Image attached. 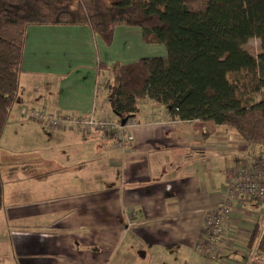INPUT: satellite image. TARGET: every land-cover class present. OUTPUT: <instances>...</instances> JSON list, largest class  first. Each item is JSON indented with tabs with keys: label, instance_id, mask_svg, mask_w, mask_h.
<instances>
[{
	"label": "crops",
	"instance_id": "1",
	"mask_svg": "<svg viewBox=\"0 0 264 264\" xmlns=\"http://www.w3.org/2000/svg\"><path fill=\"white\" fill-rule=\"evenodd\" d=\"M153 55H167L165 45L145 42L136 26H117L108 43L90 25H30L10 116L46 107L76 114L105 109L115 117L106 100L110 73L101 64ZM136 119L129 149L101 131L36 125L41 140L32 154L5 171L0 158V250L7 264H142L148 256L178 264L174 257L188 262L195 250L201 264H249L245 239L251 226L263 224V204L236 208L231 227L241 249L211 260L197 245L228 170L264 155V148L211 121L173 119L149 98ZM259 260L254 264H264V250Z\"/></svg>",
	"mask_w": 264,
	"mask_h": 264
},
{
	"label": "trees",
	"instance_id": "2",
	"mask_svg": "<svg viewBox=\"0 0 264 264\" xmlns=\"http://www.w3.org/2000/svg\"><path fill=\"white\" fill-rule=\"evenodd\" d=\"M30 25H90L108 43L117 26L140 27L167 55L101 64L117 119L136 117L149 98L173 119L211 121L264 148V0H0V139L18 98ZM254 38L256 53L245 47ZM248 248L263 253L262 224Z\"/></svg>",
	"mask_w": 264,
	"mask_h": 264
},
{
	"label": "built area",
	"instance_id": "3",
	"mask_svg": "<svg viewBox=\"0 0 264 264\" xmlns=\"http://www.w3.org/2000/svg\"><path fill=\"white\" fill-rule=\"evenodd\" d=\"M98 112L93 110L90 114L63 113L40 107L30 111L24 108L22 115L39 123H47L57 130L82 133L101 131L114 143L129 149L134 141L131 129L136 125V117L129 118L123 125L121 120L113 117L107 110L102 109ZM255 200L264 201V155L262 154L228 170L220 201L206 214L203 232L197 245L198 251L207 254L211 259H216L225 252L241 249L243 244H238L234 239L236 237L232 234L236 231L231 227L235 221L236 208ZM254 228L251 226L245 239L244 245H247V250L244 253L248 252V255L252 251L248 248V243Z\"/></svg>",
	"mask_w": 264,
	"mask_h": 264
},
{
	"label": "rangeland",
	"instance_id": "4",
	"mask_svg": "<svg viewBox=\"0 0 264 264\" xmlns=\"http://www.w3.org/2000/svg\"><path fill=\"white\" fill-rule=\"evenodd\" d=\"M245 47L252 53H256L260 50V41L256 38L251 39ZM110 78V76H109ZM23 108V107H22ZM22 108L20 109V115L22 114ZM39 108V107H38ZM38 108H28V111L32 109H38ZM12 114V113H11ZM14 115H11L9 117V120L7 122V127H6V133L1 137L0 139V158H1V163L3 167V171H5V167L7 164L12 163L14 161L21 160L22 157L26 156L27 154H32V146H37L41 140V137H34V134L36 132V125H40L41 127H49V129L55 130L52 126H50L47 123L44 122H37L36 120L26 117L21 115V119L19 118H14ZM39 126V127H40ZM57 130V129H56ZM62 131V130H61ZM42 160V159H41ZM2 178V177H1ZM263 204L262 207H264V202H261V200H255L252 203H247V204ZM245 208V206H243ZM262 219V218H261ZM259 219L261 222L262 220ZM264 228V222L262 224ZM2 239V238H1ZM3 252V253H2ZM197 254H192V256L187 255V257H191L188 262H184L181 260L180 256L174 257L177 261H179L178 264H201L200 263V258L201 256L198 255L199 253L195 250ZM0 264H7V262L4 259L6 257L7 251L0 250ZM260 256L261 254L258 253H252L250 252L249 256V264H254V260L256 259V256ZM158 257L151 258L147 257V259H144L142 261V264H157L159 262H156L158 260ZM202 260V259H201ZM213 260V259H211ZM251 260V261H250ZM244 261V260H243ZM257 264V263H256Z\"/></svg>",
	"mask_w": 264,
	"mask_h": 264
},
{
	"label": "water",
	"instance_id": "5",
	"mask_svg": "<svg viewBox=\"0 0 264 264\" xmlns=\"http://www.w3.org/2000/svg\"><path fill=\"white\" fill-rule=\"evenodd\" d=\"M127 120H128V118H124L121 120V123L124 125V124H126Z\"/></svg>",
	"mask_w": 264,
	"mask_h": 264
}]
</instances>
